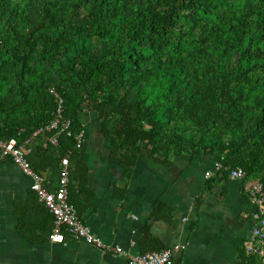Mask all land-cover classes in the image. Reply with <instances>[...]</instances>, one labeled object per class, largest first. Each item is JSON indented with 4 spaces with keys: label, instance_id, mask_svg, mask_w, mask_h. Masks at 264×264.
I'll return each mask as SVG.
<instances>
[{
    "label": "trees",
    "instance_id": "trees-1",
    "mask_svg": "<svg viewBox=\"0 0 264 264\" xmlns=\"http://www.w3.org/2000/svg\"><path fill=\"white\" fill-rule=\"evenodd\" d=\"M52 87L72 135L33 141L29 160L52 181L62 158L76 163L79 215L89 112L127 177L143 158L212 157L216 178L242 168L244 184H264V0H0V140L25 141L52 119Z\"/></svg>",
    "mask_w": 264,
    "mask_h": 264
},
{
    "label": "crops",
    "instance_id": "crops-1",
    "mask_svg": "<svg viewBox=\"0 0 264 264\" xmlns=\"http://www.w3.org/2000/svg\"><path fill=\"white\" fill-rule=\"evenodd\" d=\"M82 119L81 159L89 173L80 216L103 242L133 253L185 245L175 264H247L243 242L253 221L243 181L216 178L212 157L189 156L170 165L143 158L127 177L111 160L112 147L96 116L89 112ZM208 171L214 172L210 178ZM43 175L49 178L50 189L56 190L59 177L52 181ZM212 179L216 183L211 184ZM31 185L29 177L3 159L0 264H129L124 257L73 238L66 227L62 229L65 243L50 242L54 216L38 201Z\"/></svg>",
    "mask_w": 264,
    "mask_h": 264
},
{
    "label": "built area",
    "instance_id": "built-area-1",
    "mask_svg": "<svg viewBox=\"0 0 264 264\" xmlns=\"http://www.w3.org/2000/svg\"><path fill=\"white\" fill-rule=\"evenodd\" d=\"M50 95L54 98L55 108L52 119L44 126L38 128L32 136L20 141L17 138L0 140V157L11 161L21 172L32 180L31 189L37 199L54 216V224L49 240L52 243H65L66 235L62 232L66 227L70 235L87 245L95 247L104 253H113L127 259L129 264H175L178 253L185 250V245H174L160 251L146 253H133L120 246L103 242L92 229L81 219L76 207L70 202V167L69 157L62 158L61 171L57 189H50V181L43 174L36 171L29 160L33 152L32 142L41 139L43 148L49 145L58 146L62 134L72 135V120L66 117V105L63 95L55 87L50 88ZM20 135V134H19ZM84 132L77 136V148L82 147ZM71 153V152H70ZM220 161L215 162V173L222 169ZM211 171L206 173V178L212 176ZM232 180L244 181L246 172L242 168L232 170ZM246 193L253 209V228L250 235L243 242L244 253L247 257L255 256L264 264V184L260 181H248ZM187 220V219H186Z\"/></svg>",
    "mask_w": 264,
    "mask_h": 264
}]
</instances>
